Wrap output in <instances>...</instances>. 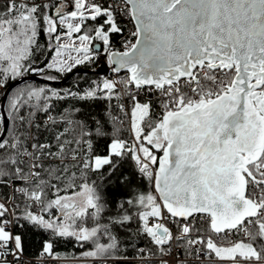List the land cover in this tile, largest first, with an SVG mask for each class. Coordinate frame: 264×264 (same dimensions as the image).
Instances as JSON below:
<instances>
[{
	"label": "snow or ice",
	"instance_id": "6c2138e0",
	"mask_svg": "<svg viewBox=\"0 0 264 264\" xmlns=\"http://www.w3.org/2000/svg\"><path fill=\"white\" fill-rule=\"evenodd\" d=\"M101 55L126 74L27 80ZM0 89V264H264V0H0ZM69 98L88 110H56ZM128 159L153 191L109 212L89 173L119 189ZM29 232L45 236L33 260ZM70 241L83 250L61 257Z\"/></svg>",
	"mask_w": 264,
	"mask_h": 264
},
{
	"label": "trees",
	"instance_id": "16d2710c",
	"mask_svg": "<svg viewBox=\"0 0 264 264\" xmlns=\"http://www.w3.org/2000/svg\"><path fill=\"white\" fill-rule=\"evenodd\" d=\"M125 28V32L123 34V36H113V42L115 44V47L118 49L121 47V40L124 39L125 37H128L130 34V31L132 30V24L130 23H125L124 25ZM130 38V37H129ZM39 43L41 44L42 47L45 48L46 50V46L48 43V39L47 37L41 33V35L38 37ZM50 58V56L48 57ZM45 59L44 56H41L38 63L43 62ZM105 61V56L101 55V57L97 60L95 65L92 66H88V67H78L76 69H81V70H95L97 68V66L101 63ZM74 69V70H76ZM47 74H51V73H46L43 75H32L29 74L28 76H37L43 80H46L44 78V75ZM69 74H67L66 76H68ZM124 73L121 74H112L111 72L103 74V75H96L94 73H80V74H74L72 75L64 84H52V83H45V82H33V81H29L32 82L34 86H40V87H46V88H53L57 91L63 92L66 90H76L77 85H79L80 88H85L88 85V82L91 80H98V79H103V78H109V79H117L119 77L124 76ZM66 76H62L60 78H58L56 81H60L62 79H64ZM49 81V80H46ZM51 82H55V81H51ZM5 89H0V101L3 95ZM142 100V99H141ZM55 105H56V110H59L61 108H71L73 105L76 106H81L83 105V110L87 111L89 108L88 104H84V102L82 101H76V100H72V99H68L67 101H54ZM92 103V102H89ZM5 107H6V102H5ZM108 109V111H105V109ZM91 111L93 113L98 114L99 116L106 118L109 120V124L108 127L111 128L112 124H111V116L109 115V112L111 113V115L117 116L120 119L124 120V130L122 132V136L124 138H129L130 139V135L129 132L127 130V128L125 127L127 124V117L124 116L123 113L119 112L118 109L116 108V102L113 101L111 106L109 107L106 101H98L94 103V107L91 108ZM55 114V110L54 113ZM108 143V141H101L99 146H98V154H106V144ZM158 156L160 155V152L156 153ZM103 172H107L108 169L107 167H105L103 170ZM120 171H122L125 175H128L131 177V181L128 185L123 186L119 189H117L115 187V185H111L109 184L106 180L103 179L101 173H89L88 179L89 181H95L97 185H101L102 187L100 188V191L102 192V194L104 195L105 199H107L108 201H110L107 211L109 212H113L116 207L117 204L120 200H125L127 198H134L136 195H138L139 193H147L149 191H153L152 189V185L147 181V179L143 178L139 171H138V167L135 165V162L132 161L131 159H128L123 167L120 169ZM79 174V173H78ZM45 238L44 234H33L31 232H29L25 239H26V243H27V250H26V256L30 259L33 260L36 258V253L38 251V249L40 248V244L41 241ZM56 250L60 253L61 257L63 256H72V255H78L80 251H82L83 249H80L78 246H75L74 242L70 241L68 243H60L57 245Z\"/></svg>",
	"mask_w": 264,
	"mask_h": 264
},
{
	"label": "water",
	"instance_id": "95a60500",
	"mask_svg": "<svg viewBox=\"0 0 264 264\" xmlns=\"http://www.w3.org/2000/svg\"><path fill=\"white\" fill-rule=\"evenodd\" d=\"M111 67L112 66L107 63V59H105V61L101 62L97 66V68L95 70L90 71V70L76 69V70H74L72 73H70L68 76H66L64 79H62L60 81H55V82L46 81V80H43V79H41V78H39L37 76H27V80L28 81H33V82H45V83H52V84L60 85V84H64L74 74L94 73L96 75H103V74H106V73H109V72H111L112 74H116V73H113L111 71ZM121 73L126 74L125 71H123V70L119 74H121ZM16 83H18V82H11L8 87L9 88H14L15 85H16ZM19 83H23V82L21 81ZM5 91L6 90H4L3 95H2V98H1V101H0V104H2L4 106H5V102H6V100H5ZM160 155H162V152H160Z\"/></svg>",
	"mask_w": 264,
	"mask_h": 264
},
{
	"label": "built area",
	"instance_id": "2783aa9c",
	"mask_svg": "<svg viewBox=\"0 0 264 264\" xmlns=\"http://www.w3.org/2000/svg\"><path fill=\"white\" fill-rule=\"evenodd\" d=\"M132 30H133V26H132ZM118 49H120V50H122V47H120V48H118ZM154 98V97H153ZM140 99H145V96H144V94L143 93H141V95H140ZM126 103H128L127 101H125ZM157 111H159V108L157 107ZM123 128H124V126H123Z\"/></svg>",
	"mask_w": 264,
	"mask_h": 264
},
{
	"label": "rangeland",
	"instance_id": "374dc122",
	"mask_svg": "<svg viewBox=\"0 0 264 264\" xmlns=\"http://www.w3.org/2000/svg\"><path fill=\"white\" fill-rule=\"evenodd\" d=\"M97 43H99L98 41H97ZM50 59V58H49ZM105 59H106V57H105ZM114 79V78H113ZM127 121H128V118H127ZM126 128H127V130H128V122H127V124H126V126H125ZM130 135V134H129Z\"/></svg>",
	"mask_w": 264,
	"mask_h": 264
}]
</instances>
